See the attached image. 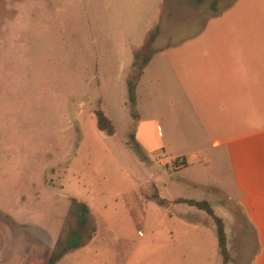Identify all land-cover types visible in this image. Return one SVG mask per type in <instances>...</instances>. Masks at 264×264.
<instances>
[{
  "label": "rangeland",
  "instance_id": "rangeland-1",
  "mask_svg": "<svg viewBox=\"0 0 264 264\" xmlns=\"http://www.w3.org/2000/svg\"><path fill=\"white\" fill-rule=\"evenodd\" d=\"M232 2L0 0V264H47L74 223L71 198L88 206L95 232L55 264H222L212 218L180 198L209 203L226 264H245L227 157L160 51ZM96 109L114 134L97 128Z\"/></svg>",
  "mask_w": 264,
  "mask_h": 264
},
{
  "label": "crops",
  "instance_id": "crops-1",
  "mask_svg": "<svg viewBox=\"0 0 264 264\" xmlns=\"http://www.w3.org/2000/svg\"><path fill=\"white\" fill-rule=\"evenodd\" d=\"M160 51L204 134L227 157L245 264H264V0H233L196 35Z\"/></svg>",
  "mask_w": 264,
  "mask_h": 264
},
{
  "label": "trees",
  "instance_id": "trees-1",
  "mask_svg": "<svg viewBox=\"0 0 264 264\" xmlns=\"http://www.w3.org/2000/svg\"><path fill=\"white\" fill-rule=\"evenodd\" d=\"M203 1L204 0H192V2L196 5L201 4ZM214 4L215 2H212V6H214ZM158 30V27H156L154 33L150 34V36L146 39L144 43V48H147V50L151 47L152 42L158 34ZM140 53V50H135V60L137 59ZM148 60V58L144 57L142 66H144L148 62ZM132 66L136 68V72L134 79L127 80V92L130 112L131 115L135 117V86L137 78L141 73L142 67H139L136 61L133 63ZM94 115L96 119V126L100 131L106 133L107 135L114 134V125L112 121L100 109H96L94 111ZM157 201L158 204L164 202L163 199H158ZM177 202L186 203L189 206H194L199 210H203L209 217L212 218L215 224V236L217 240L218 251L222 257V264H226L228 261V255L226 250V237L223 230V223L218 217L214 215L209 203L204 200L195 201L192 199L183 198L178 199ZM69 214L73 217L74 223L68 229L64 239L57 242L55 250L50 254L47 260V264H55L61 257H63L68 252L81 247L92 237L95 232L94 221L90 215L88 206L84 202L71 198Z\"/></svg>",
  "mask_w": 264,
  "mask_h": 264
},
{
  "label": "built area",
  "instance_id": "built-area-1",
  "mask_svg": "<svg viewBox=\"0 0 264 264\" xmlns=\"http://www.w3.org/2000/svg\"><path fill=\"white\" fill-rule=\"evenodd\" d=\"M174 163L178 166V167H180V166H182L183 165V159L182 158H176V160L174 161Z\"/></svg>",
  "mask_w": 264,
  "mask_h": 264
}]
</instances>
